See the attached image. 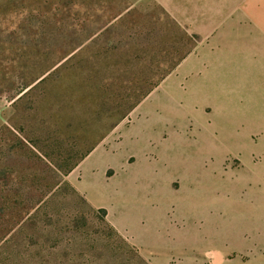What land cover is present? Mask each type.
<instances>
[{
    "label": "rangeland",
    "instance_id": "374dc122",
    "mask_svg": "<svg viewBox=\"0 0 264 264\" xmlns=\"http://www.w3.org/2000/svg\"><path fill=\"white\" fill-rule=\"evenodd\" d=\"M0 264H264V0H0Z\"/></svg>",
    "mask_w": 264,
    "mask_h": 264
},
{
    "label": "crops",
    "instance_id": "0c3cea01",
    "mask_svg": "<svg viewBox=\"0 0 264 264\" xmlns=\"http://www.w3.org/2000/svg\"><path fill=\"white\" fill-rule=\"evenodd\" d=\"M214 255H215V256H219L220 254H218V253H214Z\"/></svg>",
    "mask_w": 264,
    "mask_h": 264
},
{
    "label": "bare ground",
    "instance_id": "6f19581e",
    "mask_svg": "<svg viewBox=\"0 0 264 264\" xmlns=\"http://www.w3.org/2000/svg\"><path fill=\"white\" fill-rule=\"evenodd\" d=\"M216 260H217V262H219V259L218 258Z\"/></svg>",
    "mask_w": 264,
    "mask_h": 264
}]
</instances>
